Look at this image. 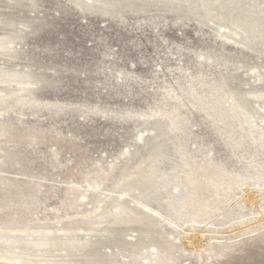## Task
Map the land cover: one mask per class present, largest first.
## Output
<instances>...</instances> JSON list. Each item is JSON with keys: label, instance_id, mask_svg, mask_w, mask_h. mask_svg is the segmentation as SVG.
<instances>
[{"label": "rangeland", "instance_id": "374dc122", "mask_svg": "<svg viewBox=\"0 0 264 264\" xmlns=\"http://www.w3.org/2000/svg\"><path fill=\"white\" fill-rule=\"evenodd\" d=\"M178 1L126 0L119 12L104 13L74 0H0V37H14L4 43L0 66L32 78L28 97L0 115V139L10 138L5 147L15 158L13 167L0 164V176L22 184L23 198L0 204V225L51 230L54 238L58 230L82 228L80 237L96 243L59 261L214 264L235 244L223 239L207 251L193 233L196 255L183 229L193 222L226 236L264 220V44L241 42L214 19L227 9L230 22L264 23V0H219L211 17L186 10L195 0ZM232 94L238 103L248 100L252 123L242 124L239 109L228 107ZM157 143L171 155L169 175L184 152L231 185L213 181L203 209L183 217L163 202L149 203L147 211L138 192L124 196L127 207L154 224L146 248L139 226L115 227L107 240L101 233L107 224L88 232L94 225L79 223L81 214L106 194L118 197L123 175L134 173ZM24 156L29 162L20 169ZM258 188L262 197L252 207L237 202ZM169 192L186 194L185 209L194 212L190 192L179 185ZM251 238L264 242V233ZM158 241L169 246L162 261L153 250Z\"/></svg>", "mask_w": 264, "mask_h": 264}, {"label": "bare ground", "instance_id": "6f19581e", "mask_svg": "<svg viewBox=\"0 0 264 264\" xmlns=\"http://www.w3.org/2000/svg\"><path fill=\"white\" fill-rule=\"evenodd\" d=\"M124 1L126 0H74L78 7H85L104 13L110 11L119 12ZM165 1L174 2L177 5L180 3L178 0ZM215 3L218 4L219 0H212V4L205 3L204 0H195L194 3L187 1L186 10L192 12L205 11L207 16L211 17L212 11L210 9ZM230 3H233V1ZM224 11L220 16H214V19L221 23L222 28L228 25L227 31L229 34L235 35L239 41L247 44H264V23H261L259 19L248 23V20L246 21L243 17H238L237 19L232 17L234 20L231 19L233 21L230 22L231 15H229L227 9H224ZM241 13L244 12L242 11ZM13 39L14 37L10 35L0 37V56L3 55L1 51L4 48V43H10ZM31 79V75L28 73L22 74L0 66V115L2 112L8 111L13 104L24 101L28 97L30 93L29 87L32 83ZM263 96L264 94L260 95L261 98ZM226 104H228L232 112L239 109L242 124L252 123L245 113V110L250 106L245 97L241 96L240 103H238L232 94L228 97ZM259 109L264 111L263 106H259ZM254 114L257 115V112ZM253 117L255 118V116ZM261 120L264 121V117ZM138 140L143 141L141 136L138 137ZM9 142L10 138L7 136L0 139V164L13 167L15 166V158L8 153V149L5 147L8 146ZM174 153L178 155V151ZM170 157L171 155L161 143L154 144L146 154L144 161L136 166L134 173L123 175L118 184V188L121 189L119 196L115 197L113 194L104 195L91 209L81 214L78 220L79 223L93 224L94 227L87 230L90 233L98 232L97 226L107 224L105 229L101 231L105 240L113 237L115 227L133 225L142 227L145 232V238L142 242L145 241L146 248L149 235L154 230V224L146 214L144 215L127 207L121 200L124 196L138 192L140 200L145 198V209L147 211L149 203L163 202L169 209L175 211L178 217H183L191 213L196 215L199 210L203 209L204 204L211 199L209 189L213 181L219 186L231 185V181L227 177L220 179L221 174L218 171H201L196 165L190 163L189 157L184 152H179V162L173 168L175 174L171 176L167 173L165 167L169 163ZM28 162V157L24 156L17 162V165L20 169L21 167L25 168ZM172 185L182 186L190 192V205L191 210H194V212L185 209L184 201L188 197L186 194L169 192V188ZM240 185L242 187L249 186L247 181H240ZM255 185L258 186L257 184ZM21 189L22 184L15 179L0 176V204L23 203V198L18 194ZM261 197L262 190L260 188L252 189L249 191L248 200L240 198L237 199V202L252 207L255 204V198ZM137 202L140 203L139 201ZM57 232H59L60 236L54 238L51 230L33 231L28 226L17 229L0 225V264H97L90 262L81 263L79 261H59L58 257L63 256V254L65 256H69L70 253L81 254V252L94 248L96 243H91L80 237L83 234L82 228H79V230L62 229ZM258 232L264 233V220L257 224L245 225L226 236H222L217 229L212 227L201 229L193 222L186 229H183L181 233L187 242V246L196 255H199L200 251H196L193 247V243L197 239L193 238V233H199L202 236L205 243L204 247L207 251L212 250L216 243L223 239H226L230 244H235L232 249L227 251L226 256L214 264H264V242L260 241L259 238L255 240L251 238L252 235ZM242 238L247 239L240 241ZM168 249L169 246L160 241L153 245L156 258L161 261Z\"/></svg>", "mask_w": 264, "mask_h": 264}]
</instances>
